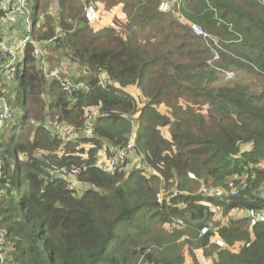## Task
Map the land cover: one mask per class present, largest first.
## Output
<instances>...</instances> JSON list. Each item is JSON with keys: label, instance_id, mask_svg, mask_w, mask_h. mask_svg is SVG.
<instances>
[{"label": "trees", "instance_id": "obj_1", "mask_svg": "<svg viewBox=\"0 0 264 264\" xmlns=\"http://www.w3.org/2000/svg\"><path fill=\"white\" fill-rule=\"evenodd\" d=\"M29 3L33 41L50 38L55 25L69 32L47 48H69L70 58L84 69L87 87L71 102L37 69L28 44L16 75L18 103L0 90V111L3 104L23 110L8 137L7 123L0 127L3 169L11 170L14 156L18 177V200L11 178L9 184L0 179V226L13 244L12 262L207 264L197 258L195 250L201 249L209 264H264V221L236 213L221 221L234 210L264 207L258 190L264 175V1L188 0L187 17L167 18L170 33L162 30L164 13L153 7L137 15L133 0ZM97 6L118 9L132 24L116 20L118 25L96 27ZM20 21L3 25L22 30ZM193 22L220 44L214 67L206 63L212 58L208 44H214L192 32ZM13 42L8 38L6 45ZM176 56L184 61L176 62ZM5 58L0 55V62ZM98 67L105 72L104 85ZM223 71H233L235 79L225 81ZM136 81L137 96L127 91ZM88 115L94 118L90 138L64 143L45 127L48 121L84 127ZM121 122L125 128L119 130ZM130 133L135 157L147 171L128 163L111 171L95 166L106 141L123 146ZM39 150L47 152L49 162L78 168L72 177L83 190L74 194L64 178L45 181L46 162L37 156L19 158ZM245 169L256 176L237 195L197 193L201 185L225 186ZM160 189L165 194L157 201ZM209 221L215 228L200 235ZM176 223L184 227H165ZM185 244L186 250H174Z\"/></svg>", "mask_w": 264, "mask_h": 264}, {"label": "built area", "instance_id": "obj_2", "mask_svg": "<svg viewBox=\"0 0 264 264\" xmlns=\"http://www.w3.org/2000/svg\"><path fill=\"white\" fill-rule=\"evenodd\" d=\"M0 6L2 7L4 13L0 14V23H13L16 22L19 18L21 19L23 25V35L20 41L15 46H8L6 42L0 40V55L6 56V60L0 62V80L9 82L13 79V76L17 70V65L22 62L23 55L21 52H24V48L27 44L33 45L32 54L35 57V64L38 70L43 72L47 79H51L58 83V87L61 92L65 93L68 97H73L76 93L80 92L83 89H86V81L77 80L69 76H62L60 73L50 70L47 64L46 56V47L55 43L57 39L64 38L67 35V31L60 25H55L53 28V35L43 41L34 42L32 38V18L30 16V3L28 0H0ZM23 16V17H22ZM191 28L196 35H201L204 39L212 41L214 47H219L217 40L211 38L210 34L205 32L199 25L192 24ZM212 48L213 55L211 59L207 60L209 65H213L214 61L219 59V51L212 47L211 44H208ZM235 77L234 72L229 71L226 75L227 80H232ZM73 100V99H72ZM3 111H0V127L4 123H8L13 119L14 109L3 104ZM88 120L91 121L92 116H87ZM90 137L93 135V129L90 124L85 125L83 129L79 132L71 126H66L60 122L54 123L51 129V136L61 139L65 142L73 141L80 136ZM133 145L130 143L126 148L122 147H110L109 154H104L101 158L98 159V166L102 167L106 171H111L115 167H122L126 163V158L129 156V152L132 149ZM78 168H72L69 172L66 168H59L50 171L51 176H72V174L77 173ZM256 174L253 170L245 169V171L238 176L240 182L235 184L234 181L229 182V193L234 196L238 194L240 189L248 187L249 183L253 181ZM262 190H259V193L264 197V175H262ZM69 189L71 190H80L81 187L75 185V183L69 184ZM157 199L162 200L160 193L157 194ZM254 220H264V209L254 211L252 214ZM208 227H203L202 232L207 231ZM6 230H0V264H16L13 263L11 258L7 255L6 249L8 247V242L5 238Z\"/></svg>", "mask_w": 264, "mask_h": 264}, {"label": "clouds", "instance_id": "obj_3", "mask_svg": "<svg viewBox=\"0 0 264 264\" xmlns=\"http://www.w3.org/2000/svg\"><path fill=\"white\" fill-rule=\"evenodd\" d=\"M29 1V0H28ZM264 1V0H263ZM187 3H188V0H150V1H147V0H133V4H134V8H135V13H137V15L139 14V13H143V12H148L149 11V13H150V11L152 10V8L154 7V10H157L158 12H160V13H164V15H165V19H164V21L162 22V24H161V26L163 27V26H165V22H166V20H167V18L168 17H177V18H179L180 16H186V13L188 12V10H187V8H186V5H187ZM0 8L2 9V7L0 6ZM3 10V9H2ZM153 10V11H154ZM99 12H102V13H107V11L106 10H103L102 9V7H100V9H99V6H97V12H96V15H98L99 14ZM175 12H177V14H174ZM4 13V11H2L0 14H3ZM156 14L155 13H151L149 16H151V17H154ZM30 16H31V14H30ZM126 15L124 16V19H125V21L124 22H122V21H120V20H118L119 21V25H123L124 24V26L126 25V24H128V25H130V24H132V22L130 21V18L129 17H127L128 18V21H127V19H126ZM187 17V16H186ZM20 19V18H19ZM19 19H18V21H19ZM94 24H95V26H96V22H95V19L92 21ZM20 23L22 24V22L20 21ZM4 23H0V32H2V33H4V35H0V40H3V41H5V42H7L8 41V38H9V35H18V34H20L21 33V35L19 36V37H17L15 40H14V42L12 43V45L11 46H15L17 43H18V39L19 38H21L22 37V35H23V26L21 25V24H19L18 23V26H22V30L21 29H19L20 31H19V33L18 34H16L15 33V31H16V29L14 28V29H12V30H9V28H8V25H6L5 27H4V25H3ZM192 24H197V23H191L190 24V27H191V25ZM197 25H199V24H197ZM123 26V27H124ZM200 26V25H199ZM96 27H98V26H96ZM201 27V26H200ZM144 30V32L145 33H149V31H150V29H143ZM191 30H192V28H191ZM192 32H193V30H192ZM206 32V31H205ZM69 32H67V34H68ZM166 33H170V30H169V28L166 30ZM194 33V32H193ZM208 33V32H207ZM209 34V33H208ZM196 35V34H195ZM198 36V35H197ZM219 44V43H218ZM28 45V44H27ZM32 45V44H31ZM212 47H214V46H212ZM214 48H216L217 50H218V48H220V44H219V47H214ZM211 50H212V48H211ZM32 51H33V45H32ZM46 51H47V53H46V56H47V64H48V66H49V69L50 70H54V71H56V72H58V73H60L62 76H69L67 73L66 74H63V73H61V72H59V70L57 69V67L55 68V67H52V61H54L53 60V56H54V54L53 53H57V55L59 54L60 55V59H65V61L66 62H68L69 64H75L76 65V67H74V66H70V67H73V68H77V69H79V70H81L82 72H83V67H82V65L79 63V61L75 58V59H71L70 57H71V52H70V50H69V48H63V49H61L60 50V52H57V51H54V50H51V49H49V48H47L46 47ZM220 54V53H219ZM33 55V54H32ZM212 55H213V51H212ZM220 56V55H219ZM178 57V56H177ZM7 58H5V60H6ZM33 59H34V62H36V60H35V57L33 56ZM175 59H176V57H175ZM211 59V58H210ZM4 60V61H5ZM182 61H184V59H181V58H179L178 57V59H176V62H182ZM217 61V60H216ZM22 62H23V59H22ZM22 62L20 63V64H18L17 65V70H16V72H15V74H14V76H13V79L11 80V81H9V82H6V81H4V80H0V90L3 92V93H6V91H5V88H7L8 90L10 89V88H12L14 85H16V87H17V80H16V75H17V73H18V66L19 65H21L22 64ZM215 62V61H214ZM206 63H207V60H206ZM208 64V63H207ZM36 65V64H35ZM209 65V64H208ZM211 67H214L215 66V64L213 63V65H210ZM40 71V70H39ZM97 71L99 72V76H98V82H99V84L100 85H104V82H105V80H104V75H105V72H100V68L98 67L97 68ZM224 72V74H225V81H229V80H227L226 79V75H227V73L229 72V71H223ZM233 72V71H232ZM43 73V72H42ZM84 73V72H83ZM44 77H45V75H44ZM69 77H71V76H69ZM71 78H74V77H71ZM45 79L50 83H52V82H54V83H56L57 84V86H58V83L57 82H55V81H53V80H51V79H47L46 77H45ZM74 79H77V80H84L85 81V79L82 77V78H74ZM234 79V78H233ZM232 79V80H233ZM13 81V82H12ZM11 82H12V84H11ZM18 88V87H17ZM58 89H59V87H58ZM59 91H60V89H59ZM16 94V93H15ZM65 94V93H64ZM77 94V93H76ZM66 95V94H65ZM67 96V95H66ZM75 96V95H74ZM15 97V95L13 96V98ZM68 97V96H67ZM68 98H70V101L71 102H73L74 101V98L73 97H68ZM73 99V100H72ZM16 105L14 104V107L12 106V109H14V112H13V119L11 120V121H9L8 123H7V129L9 128V125H10V123H12L14 120H15V118H16V115H17V111L18 110H22V109H20V108H16L15 107ZM94 118H93V116H92V119H91V121L93 120ZM90 121L88 120V118H87V122H86V125H88V124H90V126L92 127V125H91V123H89ZM16 124H18V123H16ZM52 123H50V121H48L47 122V124L45 125V127H46V129H47V131L49 132V135L51 136V129H52ZM71 127H73V128H75V129H77V130H79V132L83 129V127H75V126H72L71 125ZM93 129V128H92ZM5 135H7L6 134V132H5ZM10 135V134H9ZM9 135H7V137L9 136ZM93 135H94V130H93ZM92 135V136H93ZM92 136H90V137H92ZM80 137H83L82 135L80 136ZM86 137V136H85ZM89 137V138H90ZM51 138L52 139H57V138H55V137H53V136H51ZM78 138V137H77ZM61 140V139H60ZM0 141H1V138H0ZM61 141H63V140H61ZM64 143H67V142H65V141H63ZM68 142H70V141H68ZM72 142V141H71ZM132 144L133 145V147H132V149L130 150V152H129V156L126 158V163H128L129 165H130V167H133V168H139V169H142V170H145V171H147V166L146 165H143L136 157H135V153H134V151H135V148H136V145H135V137H134V135H133V133H130V136H129V139H128V141L123 145V146H120V145H115V144H112V143H110V142H107L106 141V143L104 144V146H103V148L100 150V151H104V152H99L98 153V155H97V159H96V162H95V166H97L98 168H100V169H102V170H104L102 167H100V166H98V164H97V161H98V159L99 158H101V156H103L104 154H106V155H108L109 154V148L110 147H122V148H126L127 146H128V144ZM0 151H1V147H0ZM37 154H38V157H39V159H44V161L46 162V168L49 170V172L45 175V181H47V180H53V179H59V178H64V179H67L68 180V185H67V188H68V190H70L71 192H73L74 194H76L77 195V193L78 192H81L82 190H83V188H84V186L83 185H81V189L80 190H71V189H69V184H71V183H75V185H77L76 184V182H75V179L72 177L74 174H77V173H79V171L77 172V173H74V174H72V176H61V175H57V176H51L50 175V171L51 170H55V169H59V168H66L69 172H71V170L72 169H69L68 167H65V166H59V165H57L56 163H53V162H49V161H47L46 159H45V156L47 155V152L45 151V150H39V151H37ZM37 157V158H38ZM9 162H10V166H11V170L10 171H8L7 173L9 174V172H10V177H11V180L13 181V172H14V169H13V166H14V162H13V160H12V158H10L9 159ZM117 168H121V167H119V166H117V167H115L114 169H117ZM3 169V161H2V158H1V156H0V170H2ZM104 171H106V170H104ZM245 171V170H244ZM243 171V172H244ZM242 172V173H243ZM241 173V174H242ZM241 174H238V175H235L234 177H232L231 179H229L228 181H227V183H226V185L225 186H217V187H212V186H205V185H202V186H200L199 187V189H198V192H199V194H201L202 196H205V197H208V196H210V197H212V196H217V197H219V198H223V197H225V196H232V195H230V193H229V182L230 181H234L235 182V184H237L238 182H240L239 181V179H238V176H240ZM12 184H13V192H14V181L12 182ZM247 188V187H246ZM243 189H245V188H243ZM242 189V190H243ZM158 193H160L161 194V196H162V199H163V196H164V191L162 190V189H160V191L159 192H157L156 193V198H157V194ZM239 193V192H238ZM237 195V194H236ZM235 196V195H234ZM157 201H159L158 199H157ZM167 204H169V202H168V199H167ZM212 209V211H220V209L219 208H217V207H212L211 208ZM264 209V207L261 209V210H263ZM239 214V215H241L242 217H247V216H250L251 217V219L253 220V221H256V220H254L253 219V217H252V213L253 212H248V211H240V212H238V211H235L234 210V214ZM227 216V214H222V219L223 220H221L222 222H224V221H226V219H224L225 217ZM230 218V217H229ZM259 221H264V220H259ZM179 226H181V227H184V224H182L181 223V225L179 224V223H176L175 224V227H179ZM203 227H208V229H207V231H204V232H202V228ZM213 228H215V224H214V222L213 221H209V222H207L206 224H204L200 229H199V232H200V235L201 234H205L206 232H208L209 230H211V229H213ZM1 229H5L6 230V235H5V238H6V240H7V242H8V247H7V249H6V253H7V255H8V253H10L11 252V250L13 249V244H12V242L9 240V237H8V230L4 227V226H0V230ZM171 229V228H170ZM187 248H188V246H187ZM185 256L186 257H188V254H186L185 253Z\"/></svg>", "mask_w": 264, "mask_h": 264}, {"label": "rangeland", "instance_id": "obj_4", "mask_svg": "<svg viewBox=\"0 0 264 264\" xmlns=\"http://www.w3.org/2000/svg\"><path fill=\"white\" fill-rule=\"evenodd\" d=\"M115 11V10H114ZM118 12V11H117ZM96 17V18H95ZM95 22H96V26H99V25H102V24H115V25H118V21H116V20H114V17L112 16V14H111V12H107V13H102V12H99V14L98 15H96L95 14ZM108 17V18H107ZM110 17V18H109ZM126 19H127V21H128V18L126 17ZM122 22H124L125 21V19H122L121 20ZM17 25V24H16ZM168 28L167 27H165V26H163L162 27V30H164V31H166ZM141 37H144V33L143 34H141L140 35ZM10 38L12 39V41L13 40H15L16 38H17V36L16 35H12L11 34V36H10ZM20 39L21 38H19L18 39V42L20 41ZM237 44V46L238 47H240V44L241 43H236ZM21 55H23V52H21ZM58 56H59V58L57 59V58H55L54 57V61H52V64H53V67H55L56 66V60L57 61H61V59H60V55L58 54ZM176 59H178V57L176 56ZM68 63V62H67ZM57 69L59 70V72H61V73H63V74H66V72H65V70L61 67V66H57ZM236 77V76H235ZM235 77H234V79H235ZM233 79V80H234ZM232 81V80H231ZM13 82V81H12ZM12 82H11V84H12ZM259 82L261 83L262 82V80L261 79H259ZM5 91H6V93L5 94H7V95H9L11 98L15 95V93H16V85H14L12 88H10L9 90L7 89V88H5ZM127 91H128V93H132V94H134L135 96H137L139 93H140V87L138 86V84H137V81L136 82H134L133 84H130V86L127 88ZM138 99H139V96H138ZM92 111H93V113L94 114H97V109H94V108H92ZM22 117H23V110H18L17 111V115H16V118H15V120L12 122V123H10V125H9V128L7 129V132H6V134L7 135H9L10 134V130H11V128L13 127V125H15L16 123H19L20 121H21V119H22ZM124 121H126V120H124ZM123 121V122H124ZM123 122H121L119 125H118V128H119V130H122V129H124L125 128V124L123 123ZM249 147V145H244L243 147H242V149L243 148H248ZM102 149V148H101ZM100 149V150H101ZM98 152H104V151H99L98 150ZM37 156L38 157V154L36 153L35 154V152L34 153H32V154H25V153H20L19 154V158L22 160V161H27V160H29V156ZM98 155V154H97ZM13 158H14V160H13ZM39 158V157H38ZM12 160H13V162H14V166H13V169H14V172H13V181H14V194H15V198H16V200H18V186H17V183H18V177H17V166H16V163H15V157L14 156H12ZM40 160H42V161H44V159H40ZM133 167H131V169H132ZM49 172V170L46 168V167H44V175H46L47 173ZM10 172H9V174L5 171V169H2V170H0V179H4L5 180V182L7 183V184H9L10 182ZM5 182H4V184H5ZM77 186H79V187H81V184L79 185V184H77ZM202 186V185H201ZM199 189V188H198ZM198 189H197V193H199L198 192ZM164 194H165V192H164ZM21 212V211H20ZM234 215V211H231L230 213H228L227 214V216L224 218V219H228L229 217H232ZM219 222H220V220H218ZM180 225H181V223H179ZM165 227L167 228V229H170V228H172V227H175V225H173V226H170V225H165ZM187 246H188V244H185V246H184V248L183 247H181V246H175L174 247V250H177V251H182V250H186V248H187ZM195 252H196V254H197V258H198V260L200 261V262H206L207 264H209V262L203 257V255H202V252H201V249H196L195 250Z\"/></svg>", "mask_w": 264, "mask_h": 264}, {"label": "crops", "instance_id": "obj_5", "mask_svg": "<svg viewBox=\"0 0 264 264\" xmlns=\"http://www.w3.org/2000/svg\"><path fill=\"white\" fill-rule=\"evenodd\" d=\"M117 10H118V9H115V11H114V9H112V10H109V11H107V12H111L112 16L114 17V20H120V21H121L122 19H124V16H125V15H118ZM107 18H108V17H107ZM109 18H110V17H109ZM19 31H20V30H16L15 33L18 34ZM20 35H21V33L18 34L17 37H19ZM9 39H10V37H9ZM53 54H54V56H53V60H54V57L57 58V59L59 58V56L57 55L56 52L53 53ZM51 64H52V63H51ZM57 66H61V67L65 70V72H66L69 76H71V77H74V78H82L83 75H84V73H83L81 70H79V69H77V68L70 67V66H74V67H76L75 64H69V63H67V62L65 61V59H63V58L61 59V61H57V60H56V66H55V68H56ZM52 67H53V64H52ZM18 96H19V89L16 87V94H15V97L13 98V100L16 101V103H18V101H17ZM20 99H21V97H20ZM241 215H242V214H241Z\"/></svg>", "mask_w": 264, "mask_h": 264}]
</instances>
